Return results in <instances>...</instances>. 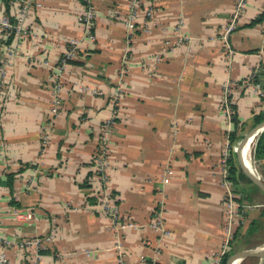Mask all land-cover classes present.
Wrapping results in <instances>:
<instances>
[{"label": "crops", "instance_id": "obj_1", "mask_svg": "<svg viewBox=\"0 0 264 264\" xmlns=\"http://www.w3.org/2000/svg\"><path fill=\"white\" fill-rule=\"evenodd\" d=\"M17 1L0 0V17L16 18ZM84 1L34 0L42 6L32 8L30 33L7 44L14 55L0 127L2 236L43 237L54 229L42 264H210L228 223L222 158L235 130L223 105L229 85L246 124L234 145L247 176L239 189L256 206L233 223L231 252L263 245L264 190L249 170L264 182V161L253 149L249 163L248 149L264 128L246 154L243 141L264 121L254 120L264 111V0H243L241 8L240 0H151V15L141 9L134 28L126 24L130 0H86L96 10L88 26ZM73 41L77 55L62 72L55 116L51 75ZM111 121L109 192L119 226L91 179ZM13 208L29 217L9 216ZM156 211L167 233L152 228ZM7 253L10 264H28L31 249Z\"/></svg>", "mask_w": 264, "mask_h": 264}, {"label": "built area", "instance_id": "obj_2", "mask_svg": "<svg viewBox=\"0 0 264 264\" xmlns=\"http://www.w3.org/2000/svg\"><path fill=\"white\" fill-rule=\"evenodd\" d=\"M146 0H130L129 5V12L127 14V26L129 28L135 27V22L137 20V15L141 9H144V12L147 15H151L152 8L144 7L143 3ZM18 11L16 13L15 21L7 15H3L0 17V38H6L12 31L15 32V39H21L24 36H27L30 32L27 26V22L29 17L32 14V8L34 6L40 7L42 6L41 2H34V0H18ZM240 8L243 5V0H240ZM96 18V10L88 5L84 15L82 16V20L84 25H90L91 22ZM236 18H233L231 22L225 29L224 40H227V36L235 29L236 27ZM78 42L73 41L70 44L68 50L64 53L61 57L58 66H56L54 72L51 75L52 83L50 85V91L52 96L50 112L52 115H57L59 112V108L61 105V90H62V81L61 76L64 70V67L68 64V59L74 58L77 55V47ZM14 55V50L9 47V45L0 43V127L2 124V119L4 117V104L6 102V88H7V77H8V64L9 59L11 56ZM120 94L118 92L115 93V100L120 98ZM231 87L228 85L225 90V95L223 98V105H224V112L228 118L232 119L234 114V110L231 107ZM108 122L102 135L100 136V141L98 144V151L95 158L94 165L92 166L93 169V178L92 181L96 183L97 193L99 194L101 200L105 204V212L109 215L114 223L119 226V215L117 207L113 206V199L109 192V185H110V172H109V150H108V139H109V132H110V124ZM1 145V139H0ZM230 145L229 140L227 141L226 148L223 152L222 163L224 165V185L227 187V193L225 195V216L228 220L226 230H225V237L221 247L214 253L210 260V264H222L223 257L231 251L232 246V238H233V223L236 219L240 216L242 217L243 214L247 210L252 207H256L255 205L249 204H240L236 198L238 195L234 193L233 190L230 188V184L227 182V168H226V161L230 155ZM234 150V146H233ZM9 216L15 219H26L29 217V213L26 211H20L13 208L9 214ZM4 213L1 211L0 208V225L4 221ZM118 221V223H117ZM121 227H124L125 224H120ZM151 226L156 231L161 233H167L165 229V218L163 217L160 211H156L154 217L151 220ZM55 237V230L53 229L50 233L43 237H34V238H27V239H7L2 236L0 233V264H10L9 256L7 250L12 247H17L22 250L31 249V255L29 258L28 264H42V250L46 248L47 244L54 241ZM120 264H125L122 260H120Z\"/></svg>", "mask_w": 264, "mask_h": 264}, {"label": "trees", "instance_id": "obj_3", "mask_svg": "<svg viewBox=\"0 0 264 264\" xmlns=\"http://www.w3.org/2000/svg\"><path fill=\"white\" fill-rule=\"evenodd\" d=\"M149 1H151V0H146V2H144L142 6L145 7L147 5V2H149ZM84 3L86 5H88V2L86 0L84 1ZM263 17H264V13L261 15V18H263ZM11 19H12V21H15V18H11ZM14 38H15V32L12 31L8 36H6V38H0V43L11 44L12 41L14 40ZM67 61H68V63L74 62L73 59H68ZM231 107L234 110V114L232 116V122L235 124V130L233 132H231V134L229 136V142H230V145L232 146V148H230V155L226 161V168H227L226 180L228 183H230L234 187V192H237L240 194V197H237L236 200L240 204L243 205V204H245L244 200H248V202H251V198L249 197V195L247 193H243L239 189L240 180H242L243 178L247 179V176L243 172H241V170L238 166L237 156L235 154V151L233 150V146L236 143H238V141L242 138V136H243L242 133L245 130L246 124L239 120L238 114L236 112L237 105L234 103H231ZM254 120H255V123L262 122L264 120V111L261 112L260 114L256 115V116H254ZM254 141H255V138L253 140V143H254ZM254 156H255V159L257 161H259V162L264 161V131L261 132L257 138L255 148H254ZM248 180L250 181L249 178H248ZM250 227H252V229H254L255 228V222L252 223V225H250ZM231 253L232 252L230 251L223 257L222 264H229ZM148 263H150V262H148ZM154 264H161V263L156 262Z\"/></svg>", "mask_w": 264, "mask_h": 264}, {"label": "water", "instance_id": "obj_4", "mask_svg": "<svg viewBox=\"0 0 264 264\" xmlns=\"http://www.w3.org/2000/svg\"><path fill=\"white\" fill-rule=\"evenodd\" d=\"M262 128H264V121L262 123H260L257 126V128L245 138V140L243 141V147H245L246 144L248 143L249 139L253 136H256L259 133L260 129H262ZM249 175L252 178V180L254 181V183L257 184L260 188H262L264 190V182L262 181V179L259 176H257L252 170H249ZM256 248L244 250L242 252L237 253L232 258H230L229 264H234L236 261H239L242 258L244 259L247 256L264 257V251L259 252L256 250Z\"/></svg>", "mask_w": 264, "mask_h": 264}, {"label": "rangeland", "instance_id": "obj_5", "mask_svg": "<svg viewBox=\"0 0 264 264\" xmlns=\"http://www.w3.org/2000/svg\"><path fill=\"white\" fill-rule=\"evenodd\" d=\"M237 253L238 252L231 253L230 258H232ZM240 264H264V257L247 256L240 262Z\"/></svg>", "mask_w": 264, "mask_h": 264}, {"label": "bare ground", "instance_id": "obj_6", "mask_svg": "<svg viewBox=\"0 0 264 264\" xmlns=\"http://www.w3.org/2000/svg\"><path fill=\"white\" fill-rule=\"evenodd\" d=\"M251 140H252V137L249 139V143L251 142ZM254 140V139H253ZM248 144V143H247ZM246 144V145H247ZM254 144V145H253ZM255 144H256V137H255V141H254V143H253V141L251 142V144H250V146H249V149H248V161H249V163H250V153H251V151L254 149V147H255ZM243 152H244V149H243ZM245 154H246V146H245ZM254 172V171H253ZM256 250L257 251H259V252H262V251H264V244L263 245H261V246H258L257 248H256ZM243 259V258H242ZM241 260V259H240ZM240 260L239 261H236L234 264H238L239 262H240Z\"/></svg>", "mask_w": 264, "mask_h": 264}]
</instances>
